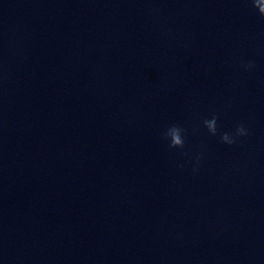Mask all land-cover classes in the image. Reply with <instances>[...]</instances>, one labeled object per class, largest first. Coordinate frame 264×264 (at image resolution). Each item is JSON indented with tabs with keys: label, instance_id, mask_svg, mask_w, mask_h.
Wrapping results in <instances>:
<instances>
[{
	"label": "clouds",
	"instance_id": "clouds-1",
	"mask_svg": "<svg viewBox=\"0 0 264 264\" xmlns=\"http://www.w3.org/2000/svg\"><path fill=\"white\" fill-rule=\"evenodd\" d=\"M251 6L257 10L259 16L264 18V0H250ZM241 67L245 71H250L255 67L252 60L242 62ZM219 115L213 113L210 118L202 121L203 127L207 129L208 134L218 137L221 144L233 145L238 137H246L248 130L243 123L236 126L234 132H220L218 129ZM162 139L168 142V148L183 150L186 144V129L179 125H170L161 133ZM202 158V153H197L193 165V172L199 170V162ZM182 167V165H181Z\"/></svg>",
	"mask_w": 264,
	"mask_h": 264
}]
</instances>
